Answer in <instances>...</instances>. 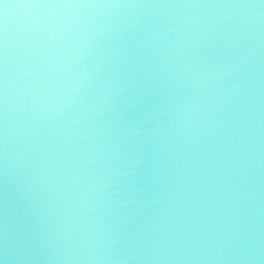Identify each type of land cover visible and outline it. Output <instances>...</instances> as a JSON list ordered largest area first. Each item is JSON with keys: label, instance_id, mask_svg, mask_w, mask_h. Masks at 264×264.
I'll return each instance as SVG.
<instances>
[{"label": "water", "instance_id": "1", "mask_svg": "<svg viewBox=\"0 0 264 264\" xmlns=\"http://www.w3.org/2000/svg\"><path fill=\"white\" fill-rule=\"evenodd\" d=\"M0 264H264V0H0Z\"/></svg>", "mask_w": 264, "mask_h": 264}]
</instances>
